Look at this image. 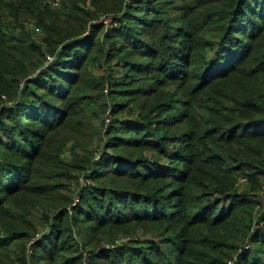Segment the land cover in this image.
Returning a JSON list of instances; mask_svg holds the SVG:
<instances>
[{
  "label": "trees",
  "instance_id": "1",
  "mask_svg": "<svg viewBox=\"0 0 264 264\" xmlns=\"http://www.w3.org/2000/svg\"><path fill=\"white\" fill-rule=\"evenodd\" d=\"M54 1L0 0V264H264V0Z\"/></svg>",
  "mask_w": 264,
  "mask_h": 264
},
{
  "label": "rangeland",
  "instance_id": "2",
  "mask_svg": "<svg viewBox=\"0 0 264 264\" xmlns=\"http://www.w3.org/2000/svg\"><path fill=\"white\" fill-rule=\"evenodd\" d=\"M49 1L51 0H44V4L47 5L49 3ZM58 7L60 8V3L58 2ZM100 21H103V23L106 24V26H110V22L111 19L107 18V17H102L100 19ZM26 29L28 32L31 33V35L33 36V38L35 40H37L38 42H41V37H42V33L40 31V29H36V25L34 23H29L26 25ZM33 31V32H31ZM53 58L50 57L48 58V61L52 60ZM102 115V113H101ZM109 113L107 112L106 116H105V122L108 125L109 123H111V117ZM95 114L93 113V111H88L87 116L84 120V124L86 126V130H85V144L90 145L89 146V150H92L93 155L97 156L99 154V143H101V137H98V135L100 136V134H102V125H101V121H102V117L103 115L100 117L101 119L96 120L95 118ZM184 129H187V127H182ZM68 151V150H67ZM69 157V152H67L65 158H67L68 161H70L71 159L68 158ZM82 175V174H81ZM80 175V176H81ZM245 182V179H241L239 180V185L243 184ZM86 179H84L83 177H81L78 181V184L76 185V189L75 192L78 190V188L80 189L81 187L86 186ZM177 186V185H176ZM76 201V200H75ZM70 215V214H69ZM36 223L39 226V230L40 232L43 230L42 227L45 225L42 223L41 219L39 218V216H36L35 218ZM139 228V227H137ZM134 228L133 226L130 227H126L124 229H121L124 232H119L115 235V239L113 240L114 243L113 244H107L106 241L102 242V240L100 239V236H97V242L100 244V246H106V247H116V246H122L125 244H128L130 240H133L134 243L139 242V241H145L147 239V237H152L150 235H147L143 232V230L141 229H137ZM42 233V232H41ZM74 244H76L75 248L78 249V255L82 256V263L81 264H91L90 260H89V256H90V251L95 249V246L93 245H87V241L85 239V237L81 234L79 227L74 229ZM154 238V237H152ZM105 240H107L106 237H104ZM155 240H158V237L154 238ZM31 252V251H30ZM29 252V253H30ZM96 264H109L108 262L105 261H96ZM93 264V263H92Z\"/></svg>",
  "mask_w": 264,
  "mask_h": 264
},
{
  "label": "built area",
  "instance_id": "3",
  "mask_svg": "<svg viewBox=\"0 0 264 264\" xmlns=\"http://www.w3.org/2000/svg\"><path fill=\"white\" fill-rule=\"evenodd\" d=\"M49 4L53 7V8H57L59 5H58V2H56V1H54V0H51V1H49ZM51 61V60H50ZM68 211H69V214L71 215L72 214V212H71V209L69 208L68 209ZM85 264H87V263H85Z\"/></svg>",
  "mask_w": 264,
  "mask_h": 264
}]
</instances>
